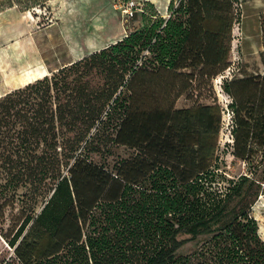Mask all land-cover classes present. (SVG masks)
I'll use <instances>...</instances> for the list:
<instances>
[{"label":"trees","instance_id":"16d2710c","mask_svg":"<svg viewBox=\"0 0 264 264\" xmlns=\"http://www.w3.org/2000/svg\"><path fill=\"white\" fill-rule=\"evenodd\" d=\"M51 1L0 0V13ZM234 3L171 0L164 17L145 2L120 41L0 98V176L28 185L3 264H264V53L261 74L223 84L230 164L220 106L177 107L231 65Z\"/></svg>","mask_w":264,"mask_h":264},{"label":"rangeland","instance_id":"374dc122","mask_svg":"<svg viewBox=\"0 0 264 264\" xmlns=\"http://www.w3.org/2000/svg\"><path fill=\"white\" fill-rule=\"evenodd\" d=\"M80 1H83L82 5ZM95 0H56L50 3L51 12L45 14L42 11H37L36 21L38 26L45 28L46 25L55 19L61 17L63 24L68 28L67 25H80L90 29L88 24H91L90 16L93 13L90 9V5ZM111 2L112 9L119 15L121 22L124 25L126 32L133 27L140 25L138 13L137 17L133 20L126 21L122 14L123 0H109ZM143 6L141 0H134ZM240 1V0H239ZM242 9L238 22L235 23L232 31V43L230 52V63H239L241 68V75L254 76L259 75L263 72L262 56L264 53V36L261 30V20L264 19V0H241ZM78 8H82L81 10ZM84 8V9H83ZM75 12V14H74ZM94 14V13H93ZM112 27V26H111ZM95 34V33H93ZM85 40V35H81ZM219 76V75H218ZM216 76L211 83L212 90L210 87H206L199 81L194 83V87L198 88L193 93L192 101H188L183 96L178 108L190 107L194 102H198L203 105L218 104L221 108V126L218 132L217 141L218 146L223 155L226 156L227 163H231V157L227 155L228 145L232 142V129L234 125V114L231 108L232 99L226 94L223 89V83H221ZM235 77V76H234ZM241 76L236 75L235 78ZM2 151V150H0ZM15 150H12L14 159H16L15 167L13 172L17 173L19 170L24 171L25 167L22 166L24 163V155L20 156L21 159L14 155ZM121 155H125L123 149L117 151ZM225 152V153H224ZM234 175L243 172V166L237 164L231 169ZM3 172V168H0V173ZM11 176V175H10ZM28 185L24 182H18V178L10 177L7 178L5 175L0 176V264L5 263L13 256V249L10 248L3 237L13 238L16 231L19 228L18 216L20 210L24 206V193L27 191ZM252 215L258 221L259 224V235L264 241V196H262L254 205ZM189 236L182 235L179 239H188ZM207 238L199 237L196 240L186 242L176 252L179 257H186L196 251Z\"/></svg>","mask_w":264,"mask_h":264},{"label":"crops","instance_id":"0c3cea01","mask_svg":"<svg viewBox=\"0 0 264 264\" xmlns=\"http://www.w3.org/2000/svg\"><path fill=\"white\" fill-rule=\"evenodd\" d=\"M141 2L152 3L159 14L168 16L171 0ZM90 9L94 13L90 16V29L82 24L67 25L66 29L61 17L41 28L30 11L15 7L1 12L0 98L120 41L127 34L109 0H95ZM81 35H85V40Z\"/></svg>","mask_w":264,"mask_h":264},{"label":"built area","instance_id":"2783aa9c","mask_svg":"<svg viewBox=\"0 0 264 264\" xmlns=\"http://www.w3.org/2000/svg\"><path fill=\"white\" fill-rule=\"evenodd\" d=\"M235 13L240 15L242 9L241 0H234ZM138 13H143V6L136 3L134 0H123L122 14L126 21L133 20L137 17ZM241 71L239 63H231V65L219 74L218 79L221 83L231 80L234 76L238 75Z\"/></svg>","mask_w":264,"mask_h":264}]
</instances>
